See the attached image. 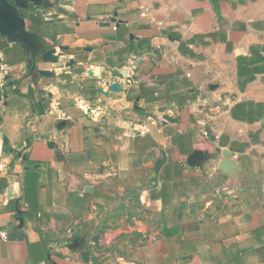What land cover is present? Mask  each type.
<instances>
[{"label":"crops","instance_id":"0c3cea01","mask_svg":"<svg viewBox=\"0 0 264 264\" xmlns=\"http://www.w3.org/2000/svg\"><path fill=\"white\" fill-rule=\"evenodd\" d=\"M7 2L0 264H264V0Z\"/></svg>","mask_w":264,"mask_h":264},{"label":"water","instance_id":"95a60500","mask_svg":"<svg viewBox=\"0 0 264 264\" xmlns=\"http://www.w3.org/2000/svg\"><path fill=\"white\" fill-rule=\"evenodd\" d=\"M15 1H18V0H15ZM31 1H34V0H31ZM0 6H7L9 8L11 7V5L7 2V0H0ZM16 25H17V32L14 35H12L11 37H9L10 41H16L17 39H19L21 37V30H20V25H19L18 21L16 22ZM52 53H53V49L45 51L42 55V59L43 60H50L53 62L56 61L57 57L52 55ZM38 73L41 75H51V72L47 71V70H38ZM110 89L112 91H118L120 89V87L117 83H111ZM3 142H4V144H7L6 138H3ZM229 167H230V162L225 158L221 159L218 163V168L221 169L224 173H228ZM19 222H20V226H21L22 225V219L21 218H19ZM10 237L11 238H19V237H21V234L18 232H14V233H11ZM69 248L78 249L80 251L81 256L85 260L87 259L88 253H87V251L83 250V245H82L81 239H78V238L74 239V241L69 245Z\"/></svg>","mask_w":264,"mask_h":264},{"label":"built area","instance_id":"2783aa9c","mask_svg":"<svg viewBox=\"0 0 264 264\" xmlns=\"http://www.w3.org/2000/svg\"><path fill=\"white\" fill-rule=\"evenodd\" d=\"M142 15H144V13H143ZM130 62H131L133 65L136 64V56H135V55L131 56V58H130ZM203 135H207V132L204 131V132H203ZM224 193H227V188L224 187V186H220V187H218V188H217L216 190H214V192H213L214 195H220V194H224ZM132 204H133V203H132ZM1 237H2V239L6 240V239L8 238V234H6L5 232H2V233H1Z\"/></svg>","mask_w":264,"mask_h":264},{"label":"trees","instance_id":"16d2710c","mask_svg":"<svg viewBox=\"0 0 264 264\" xmlns=\"http://www.w3.org/2000/svg\"><path fill=\"white\" fill-rule=\"evenodd\" d=\"M133 194V193H132ZM48 254H49V252H48Z\"/></svg>","mask_w":264,"mask_h":264}]
</instances>
